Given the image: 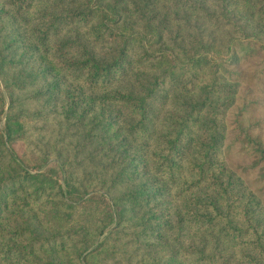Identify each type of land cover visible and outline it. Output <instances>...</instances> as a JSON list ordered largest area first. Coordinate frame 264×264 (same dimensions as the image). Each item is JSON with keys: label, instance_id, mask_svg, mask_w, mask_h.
Wrapping results in <instances>:
<instances>
[{"label": "rangeland", "instance_id": "obj_1", "mask_svg": "<svg viewBox=\"0 0 264 264\" xmlns=\"http://www.w3.org/2000/svg\"><path fill=\"white\" fill-rule=\"evenodd\" d=\"M85 1L90 19L76 23L83 16L77 7L78 15L68 14L70 2L1 0L0 133L10 127L13 137L5 140L7 151L0 145V178L24 169L40 181L23 189L6 183L0 229L21 234L0 236V264H264L254 248V230L264 238V15L250 0ZM106 28L130 46L122 54L126 74L94 82L74 70V62L115 61L114 48L123 41ZM134 36L142 42L130 41ZM190 46H206L201 50L223 66L222 83L234 84L231 97L219 101L227 136L218 162L251 197V255L222 224L191 220L195 207L185 188L169 183L160 169L165 118L181 116L193 95L195 110L201 96L175 87L166 98L154 94L157 118L144 125L111 99L133 88L147 94L143 86L163 70L159 57L178 54L183 61L180 55L194 50ZM167 82L165 90L171 88ZM152 127V133L144 131ZM152 155L159 173L151 161L152 172L136 176L143 158ZM143 187L154 192L150 202L139 197ZM104 197L130 199L125 208H113V222ZM29 232L38 234L37 249L13 259L10 248L20 247Z\"/></svg>", "mask_w": 264, "mask_h": 264}, {"label": "trees", "instance_id": "obj_2", "mask_svg": "<svg viewBox=\"0 0 264 264\" xmlns=\"http://www.w3.org/2000/svg\"><path fill=\"white\" fill-rule=\"evenodd\" d=\"M55 1L63 5H68L67 2H70L68 14H71V17H73L74 13L78 15L77 8H80L78 11L83 17L79 16L75 21L76 23L89 21L90 18L87 17H89L90 8L87 7L85 0ZM250 1L252 7L264 15V0ZM221 2L227 5L229 0H221ZM18 6L21 7L22 2ZM85 7H87V10L83 12L82 9ZM1 11H3L2 8H0V14L3 15L5 12L1 13ZM96 11L99 12L102 10L99 9ZM65 19L68 20V18ZM106 29L116 40H120L121 43L123 41V46H115L114 48L116 55L115 61L110 64H99L96 59L93 60L91 57H88L87 61L81 62L80 65H76L74 62L73 69L83 73L86 72L94 82H98L100 79L114 77L116 74L122 80L126 74V70L122 68V54H125L130 46H126L127 41L124 36L115 33L111 28ZM130 41L142 42V39L139 36H134V39ZM149 47L151 48L153 46ZM204 47L206 46H190V49L194 50H190L191 54L183 53L180 55L183 61H181V57L178 54L172 58L166 55L160 56L159 63L163 67V70L160 72V75L155 76L151 80L152 82L149 85L146 84L143 86V92L146 90L147 94L139 93L142 91V88L141 91H136L133 88L128 90L129 92H116L111 99L118 106L130 110L132 115L144 125L149 122L148 117L152 116L153 119L157 118L155 114L156 108L153 107L154 94L158 93L157 95L166 98L169 91L175 87V89H179L182 92H185V89H189L190 92L201 96L199 102L196 103L199 105L196 106L195 110L190 108L194 103L193 99L195 95H193L191 98L188 97L189 104L192 103L190 106L187 104L186 110H184L181 116L169 115L165 118L164 123L167 126H164V129L159 135L163 142H158L160 145V155L162 154L160 169L162 174L166 175L169 183H176L185 188L186 194L183 195L185 197L188 196L189 201L193 202L195 207L192 208L193 211L190 214L191 220H203L202 223H209V225L218 227L219 224H222L225 230H229L230 238L234 237L237 240L245 241L247 248L250 249L249 255H251V234L249 232L251 231V223L254 218V216L252 217L254 208H251V197H245L246 188L240 186L239 181L234 179V174L225 165L219 164L218 162L221 153V142L227 136L225 126L222 123L220 115L217 113L221 105L219 101H223L222 103H224V100L231 97L234 84L228 80H224L222 83L223 78L221 77V73L223 66L215 65L207 55L210 51L205 52L201 50ZM166 81L171 85L169 90H165L164 88ZM185 93L189 94V92ZM153 130V127L144 129L148 134L152 133ZM241 133L250 140L251 134L248 131L245 132L242 130ZM12 137L13 133L10 127L6 129L4 135L0 133V145L3 150L7 151L5 143L6 141H10ZM6 156H9V154H6ZM154 157L156 156L152 155L151 159L147 158V156L143 158L142 169L140 166L141 170H138L136 176H142L152 172L150 162L152 161L153 165L155 164L153 161ZM10 161H12L11 157ZM154 168L155 172L159 173V167L156 164ZM20 171L21 173L11 175L8 178H0V216L5 211L3 206L6 203L3 202L2 196L6 192L7 181L8 186L11 188L18 187L21 189L27 188L26 186H29L30 182L36 181L39 183L40 181V175L31 174L24 169H20ZM166 189L167 183L164 178L163 185L158 189L160 194H162L161 197L165 195L164 192ZM138 193L142 201L147 200L148 202L152 200L154 195V192H149L145 187L140 188ZM99 195L101 197L104 196L102 194ZM155 198H157L156 195ZM126 199V202L125 200L121 202L119 201L120 199H113L110 202L104 197V204L108 206V214L110 215L111 222L115 219L113 208L120 207V205L121 208H125L128 200H130L129 198ZM132 201L133 204L134 202L138 203L137 198ZM122 211L124 212L123 209ZM121 214L122 212L117 213V217ZM54 216L55 213L50 215L51 220H53ZM4 231L0 229V236L4 237L9 234V238H11L21 234L18 229L13 231L8 230L9 232ZM261 233H264V231H261ZM28 235L29 239H22V245L20 247L10 248V251L13 253L11 255L13 259L21 258V256L37 249L40 243L38 234L29 232ZM254 236L257 240L254 248L258 250L259 255L264 259V238L262 235L257 234L255 230ZM56 239L57 248L61 244V238ZM34 261L35 259L25 260L22 264H34ZM249 261L251 262V260Z\"/></svg>", "mask_w": 264, "mask_h": 264}]
</instances>
